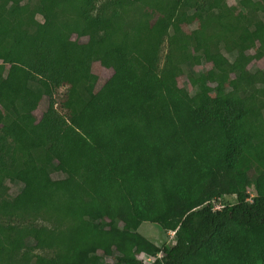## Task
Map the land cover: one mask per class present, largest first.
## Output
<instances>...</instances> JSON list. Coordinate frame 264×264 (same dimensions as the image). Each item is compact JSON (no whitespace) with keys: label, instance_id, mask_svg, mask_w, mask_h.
<instances>
[{"label":"trees","instance_id":"16d2710c","mask_svg":"<svg viewBox=\"0 0 264 264\" xmlns=\"http://www.w3.org/2000/svg\"><path fill=\"white\" fill-rule=\"evenodd\" d=\"M98 2L0 0V264H264V0Z\"/></svg>","mask_w":264,"mask_h":264},{"label":"rangeland","instance_id":"374dc122","mask_svg":"<svg viewBox=\"0 0 264 264\" xmlns=\"http://www.w3.org/2000/svg\"><path fill=\"white\" fill-rule=\"evenodd\" d=\"M104 0H99L98 4H101ZM217 3H220L221 0H215ZM229 5L235 4L237 0H227ZM256 35V34H255ZM169 45L167 39L163 42L160 50V65L162 66L165 63L166 54L168 53ZM253 52V51H251ZM261 57L258 59H255L250 64V69L252 70H258L263 69L264 70V55L263 53L260 54ZM230 58L232 59L233 56L229 54ZM207 60H210V57H207ZM93 72H95L98 77V88L102 86V84L112 75V70L101 65L100 63H94L93 64ZM172 81L175 87H180L182 85L180 79L177 77L175 73L171 74ZM66 90V87H61L55 94L57 100H60L61 96L63 95L64 91ZM45 104L41 105L38 110H36V115L38 117L41 116L43 110H44ZM29 175L24 172L23 170L18 171L17 180L12 184V193L16 194L18 192H21L22 194L29 196L28 194V182ZM248 191L250 192L251 197L255 195V191L252 187L248 188ZM236 196L235 195H229L225 196L216 202L213 203L214 206L221 207L222 204H233L236 202ZM15 222L14 219H7V218H0V222ZM49 224V223H48ZM174 231H165L159 224L151 223V222H143L138 230L133 235V239L135 241H142L143 239L149 240L152 244L160 247V245L163 242H173L175 240L174 238ZM39 253H43L44 251L36 250ZM140 258L145 263H149L153 260H155L158 256L152 257L147 255L146 253H142L139 255ZM161 256V255H159ZM107 258H110V255L106 256ZM109 260V259H108Z\"/></svg>","mask_w":264,"mask_h":264},{"label":"clouds","instance_id":"9594fccd","mask_svg":"<svg viewBox=\"0 0 264 264\" xmlns=\"http://www.w3.org/2000/svg\"><path fill=\"white\" fill-rule=\"evenodd\" d=\"M151 262H153V261H151ZM151 262H149V263H151Z\"/></svg>","mask_w":264,"mask_h":264}]
</instances>
